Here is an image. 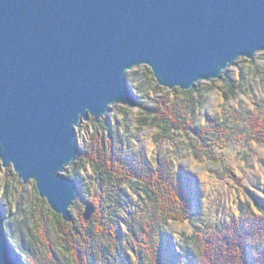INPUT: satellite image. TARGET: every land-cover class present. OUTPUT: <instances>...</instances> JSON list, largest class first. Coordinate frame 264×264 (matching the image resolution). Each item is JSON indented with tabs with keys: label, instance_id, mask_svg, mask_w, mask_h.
I'll return each mask as SVG.
<instances>
[{
	"label": "water",
	"instance_id": "1",
	"mask_svg": "<svg viewBox=\"0 0 264 264\" xmlns=\"http://www.w3.org/2000/svg\"><path fill=\"white\" fill-rule=\"evenodd\" d=\"M262 51L264 0H0L2 166L70 222L77 129L138 106L128 72L147 65L160 86L188 91ZM95 210L88 203L84 218ZM0 264H28L1 201Z\"/></svg>",
	"mask_w": 264,
	"mask_h": 264
},
{
	"label": "rangeland",
	"instance_id": "2",
	"mask_svg": "<svg viewBox=\"0 0 264 264\" xmlns=\"http://www.w3.org/2000/svg\"><path fill=\"white\" fill-rule=\"evenodd\" d=\"M128 75L141 91L138 106L115 105L99 122L90 118L81 124L79 143L83 153L79 160L83 158V165L78 172L84 179L83 193L81 190L71 208L72 221H64L50 208L39 196L34 181L24 184L13 168H3L0 160V201L6 233L14 246L22 236L28 238L29 231L36 234L41 239L37 264H89V259L91 264H157V253L152 259L150 248L156 246L162 232L171 239L176 252L180 251L176 246L183 242L185 248L201 253L194 260L201 261L203 257L205 264H211L210 248L225 243L226 236L232 237L235 222L253 224L258 216H264L256 207L257 202L264 211V51L252 60L240 58L224 72L221 80L202 81L188 91L160 86L147 65L131 70ZM230 80L234 81L231 87ZM162 102L181 104L199 132L206 126L211 136L209 144L199 142L201 137L190 127L186 131L169 132L160 143L156 142L154 126H139L137 117H145L144 109L160 106ZM193 109L197 116L191 114ZM107 119L116 134L114 138L107 130ZM216 120L219 126H214ZM111 145L117 155L133 150L143 154L137 157L142 179L134 175L132 181L123 184L122 209L117 212L105 206L107 202L92 186L97 172L91 162L99 150L105 152L103 148L107 149V156ZM156 158H161L165 166L170 164L175 173L181 167L192 175L193 199L185 189L179 188L181 181H172V186L163 192V208L159 205L158 211L161 195L151 179L152 162ZM128 185L130 189L126 190ZM88 203L96 204V210L86 220L84 212ZM190 213L192 218L184 219ZM56 215L64 223L74 222L72 234L67 225L60 228ZM160 217L170 219L162 231L158 229ZM101 220H106L107 225ZM87 226L91 232L85 231ZM255 228L248 227L251 233L247 239L251 243L260 238ZM222 247L224 250L229 246ZM217 257L219 261L223 259L221 253Z\"/></svg>",
	"mask_w": 264,
	"mask_h": 264
},
{
	"label": "trees",
	"instance_id": "3",
	"mask_svg": "<svg viewBox=\"0 0 264 264\" xmlns=\"http://www.w3.org/2000/svg\"><path fill=\"white\" fill-rule=\"evenodd\" d=\"M128 79L130 85L132 86V88L135 90L136 94L140 98L141 91L139 90L138 84L134 83L135 80L133 79V77L131 78L130 75H128ZM231 85L232 86L234 85L233 80H230L229 87H231ZM226 90L229 92L228 89ZM226 94L228 98L229 93ZM144 113L146 114V116L137 117V122L139 123V126L152 124V126H154V128L157 130L155 131H156V142L158 143H160L164 139L167 133L169 132L173 133L175 131H178V129L186 131L187 129H189V127L197 132V136L201 137L198 138L199 142L206 144L208 143V141L211 140V136H209L208 135L209 133L206 131L205 128L206 126L201 127L200 128L201 132H199L197 130L198 128L197 127L195 128V126L193 125V120L189 119L186 110L183 109V106L181 104H176V103L169 104L167 102H162L160 106L156 105V107L152 106L150 108L144 109ZM191 114L197 116L194 109L191 111ZM126 115H128L127 112L125 113V116ZM105 121L108 126L107 130L110 132L111 137L114 138L116 134L113 131L112 125L108 123V119ZM214 123H215L214 126L220 125L217 122V120ZM82 127L83 126H80L78 128V132L80 133L79 139H80V135L82 137ZM195 148H199V146H196ZM99 149L100 147L98 148V150ZM109 149H110L109 158H108L109 155L108 153H107L108 155L106 156L107 149L103 148L105 154L101 152L102 150H99L96 154L97 155L96 159L94 158L95 161L91 162L92 168L97 172L96 179L93 180L92 186L96 187L99 190L98 192L101 193L104 201L107 202L105 206H107L111 212L112 210L117 212L120 209H122L121 208L122 202L120 203L121 200L120 197L122 193L123 184L130 180L132 181L133 179L132 177L134 175L138 176L140 180L142 179L141 174H139V161L137 157H140L143 154L140 151L133 150L132 151L133 153L131 152L126 153V151H124L117 155L114 152L113 145H111ZM166 162L170 163L171 161L166 159ZM82 165H83V158H81L78 162L74 163L73 166L70 169H68L65 174L75 179L79 183V186L83 193L84 179H83V175L79 174L78 172V168L82 167ZM123 166L125 167L123 168ZM178 168L179 169L177 173L171 171L172 170L171 165L169 164L165 166L164 161L161 160V158L160 159L156 158V162L154 163L152 162L151 179L152 182L155 184V185L153 184L154 187L158 192H160L161 195L159 198L160 201L157 206L158 211H159V205H161L163 208V201H162V195H164L163 192H165V189L172 186V181L173 182L178 180L181 181V183H179V188L182 187V189H185L190 195H192V199H193L194 193L193 192L191 193V189L194 188L195 180H193V177L190 173H188L185 170H182L181 167ZM155 176L156 179L154 180ZM129 189L130 186L129 185L126 186V190ZM253 198L255 197L253 196ZM127 206L128 205L123 207L124 212L127 211L126 209ZM256 207L259 208L260 212H264L262 211L263 210L262 206L259 205L257 202H256ZM114 213L112 214L115 215ZM57 217L60 219L59 216ZM258 217L259 219L256 222H254L253 224L248 223V225L251 227L252 226L256 227L255 228L257 230L256 233L258 232L260 238H258L256 242L251 243L249 241V238L247 239V236H249V234L251 233L248 230L249 226L247 224H242L243 222L242 220L241 221L238 220L237 223L235 222L233 225L234 234L232 235V237L231 235L226 236V238H224L225 243L223 242L218 245L216 244L210 248L209 256H210L211 264H252V261L253 264H264V216L260 215ZM189 218H192L191 213L188 215L187 218L184 219H189ZM158 220L160 221L158 229L159 231H162V227L165 228L166 223H168L170 219L169 217L165 219H162L160 217L158 218ZM101 223L107 225L106 220L103 221L101 220ZM64 225H67L68 232L70 234H72V230H75L74 222L64 223L60 219V223H59L60 228L64 227ZM86 230L91 232L90 231L91 228L88 226L86 227L85 231ZM108 232L110 233V231ZM62 233L63 236L66 235V232L63 231ZM35 235L30 234L29 231L28 238H24V236H22L20 238L19 243L15 244L16 249L23 255L24 260L27 261L28 264H37L36 261H39V256H40L39 244H41V239L37 238ZM197 242H200L199 237L197 239ZM60 244L63 245V237L62 240H60ZM224 245H228L229 247L223 250L222 246ZM172 246L173 244L171 242V239L165 234V232L160 233L156 246L150 248V250H152V259H153V254L155 256V254L157 253L158 256V259L156 260L157 264H205L203 257L201 258V261L194 260V258L195 259L198 258L199 254L201 255V253L200 252L198 253V251L194 252L191 250V248H185L183 242L179 243V245L176 246L177 249H180L179 252H176ZM178 253H180V255H178ZM220 253L222 254V258H223L221 261H219L217 257V255ZM252 253H254V256H252ZM249 257L252 258V261H250ZM222 261L223 263H221ZM60 262H62V259H60ZM89 264H91L90 259H89Z\"/></svg>",
	"mask_w": 264,
	"mask_h": 264
},
{
	"label": "bare ground",
	"instance_id": "4",
	"mask_svg": "<svg viewBox=\"0 0 264 264\" xmlns=\"http://www.w3.org/2000/svg\"><path fill=\"white\" fill-rule=\"evenodd\" d=\"M102 215V214H101ZM208 245V244H207Z\"/></svg>",
	"mask_w": 264,
	"mask_h": 264
}]
</instances>
